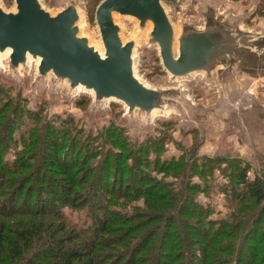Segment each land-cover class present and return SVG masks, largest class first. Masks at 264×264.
<instances>
[{
  "label": "rangeland",
  "instance_id": "1",
  "mask_svg": "<svg viewBox=\"0 0 264 264\" xmlns=\"http://www.w3.org/2000/svg\"><path fill=\"white\" fill-rule=\"evenodd\" d=\"M38 1L42 8L52 15L64 6L75 3L78 13L82 16L77 21L79 35L88 38L90 45L103 52L94 15L102 0ZM0 6L5 11L15 10L14 0H0ZM163 7L174 29L175 50L177 36L183 27L203 29L207 21L217 22L232 30L264 32V0H180L176 8L167 3H163ZM114 23L120 27L122 42L134 40V74L147 87L165 90L166 109L163 112L154 111L146 116L137 111L128 113L124 104L114 100L95 103L92 91L81 87L70 90L65 81H57L51 73H47L43 78L38 77L37 60L29 57L25 65L12 70L7 62L8 53H2L0 107L4 105L2 120L9 125L4 141L7 142L10 138L12 141L4 154L5 159L12 163L14 158L26 160V156H32L24 153L25 151L18 154V150L20 135L34 125L33 120L38 122L44 119L50 124L57 121V131L61 129V121L65 120L72 125V129L69 134H62L66 137L64 142H70L72 147L79 145L76 146L78 149L87 143L85 150L90 148L89 142H96V147L93 146L99 153L92 159H96L99 165L102 161L109 165L108 175L119 178L122 190L125 183H129L131 179L134 181L136 176L138 179L142 177L160 185L163 191L178 188L180 193L182 192L178 198L187 192V187L183 188L185 183L189 187L197 185L198 191L194 192L196 200L202 206L213 208L209 218L214 219L215 223L217 218L224 219L229 215L233 201L253 203L246 195L231 200L229 188L231 185L238 188L239 184L228 177L227 173L229 170L248 166L246 175L249 180L256 175L264 181V59L260 62V68L252 70H245L239 65L222 66L212 68L208 73L194 72L174 78L162 67L158 45L150 41L149 21L143 29H139L138 20L133 16L115 14ZM22 108L24 114L20 112ZM15 109L17 117L11 120L17 121L18 125L12 129V122L7 121V118ZM34 129L33 126L32 131ZM105 135L107 138L103 141L102 136ZM108 135L113 137L114 143ZM81 140L84 144H80ZM54 145L56 146L57 142ZM49 146L51 145L47 146L48 149ZM2 147L3 145L0 148ZM103 152H107V157L103 158ZM218 159H228L231 164H222ZM40 160L35 151L32 159L27 161L26 167L18 168L8 177L22 175L24 178L21 180L27 184L34 183L33 190H37L38 180L33 181L25 176L34 174L33 171ZM180 162H185L186 165L187 173L183 177L177 174V167H167L179 165ZM39 164L42 165V161ZM209 164L212 165L211 168ZM79 166L87 164L85 162ZM198 172L204 173L205 177L201 178ZM147 175H150L149 180ZM132 186L136 187L133 184ZM32 195L31 200L34 197L37 200L38 192ZM137 196V199L122 206L112 203L111 207L124 212L138 208L142 210L145 208L144 197L140 194ZM176 197L177 194L172 204L176 203ZM257 207L258 205L254 209ZM81 208L62 207L61 210L70 223L87 226L93 213L91 209ZM261 220L256 221L255 228L259 227L256 233L262 232L264 228V213ZM195 222L199 224L198 220ZM161 224L158 229L155 228L153 243H159L158 251L159 248H165L167 256H163V260L167 264H183L186 258L184 252L179 251V236L189 233L191 227L187 228L185 222L179 221H174L175 225H170L169 222L166 226ZM169 234L175 240L170 238L169 242L164 244ZM137 241L132 244L135 245ZM179 253L180 257L176 256ZM190 253L191 251L187 252L188 255ZM112 258L113 256L109 260ZM155 262L154 264H157ZM146 263L151 264L150 261ZM227 264H236L234 257Z\"/></svg>",
  "mask_w": 264,
  "mask_h": 264
},
{
  "label": "trees",
  "instance_id": "2",
  "mask_svg": "<svg viewBox=\"0 0 264 264\" xmlns=\"http://www.w3.org/2000/svg\"><path fill=\"white\" fill-rule=\"evenodd\" d=\"M4 110V105H1L0 147H3L0 148V198H3L0 199V264H147L146 261L167 264L163 260V256H167L165 248L162 249L164 251L157 250L159 243H153V233L161 223L163 226L168 222L175 225L174 221L185 222L187 228L191 227L189 233L179 236V251L184 252L186 258L183 264H227L232 257L236 264H264V228L259 233H256L259 227L255 228L256 221L263 219L264 181L256 175L249 180L246 175L248 166L229 170L227 175L239 184L238 188L232 185L229 188L231 200L246 195L253 203L233 201L229 215L224 219L217 218L215 223L209 218L213 208L202 206L196 200L194 192L198 191L197 185L189 187L185 183L183 188L187 187V194L178 198L182 194L178 188L163 191L160 185L136 176L134 181L131 179L125 183L122 190L119 178L108 175L109 165L104 161L99 165L96 159H92L99 153L95 148L96 142H89L90 148L86 150L84 146L87 143L84 144L83 140L80 141L84 144L81 149L76 147L79 145L72 147L70 142H64L66 137L62 134H69L72 129V125L65 120L61 121L58 131L57 121L50 124L44 119L33 120L34 125L21 133L18 150V154L25 151L32 156H26V160L14 158L11 163L4 157L12 143L10 137L8 143L4 141L9 128L8 122L2 120ZM15 112L16 109L9 114L7 121L17 117ZM20 112L24 114L23 108ZM10 122L15 129L17 121ZM109 136L113 141V137ZM106 138V135L102 136L103 141ZM49 144L50 149L47 148ZM34 150L43 166L38 162L34 174H26L25 178L38 180V191L33 190L34 183H24L22 175L8 177L18 168L26 167ZM106 153L103 152V158ZM85 162L87 166H79ZM218 162L231 164L228 159H218ZM185 166V162H180L167 167H177V174L183 177L187 173ZM198 174L201 178L205 177L202 172ZM34 192H38L37 200L35 197L31 200ZM138 194L144 197L145 208L142 210L124 212L111 207L133 201ZM174 194H177V201L172 204ZM62 207L91 209L93 214L89 225L70 223ZM170 238L175 240L169 234L164 244ZM135 239L138 241L134 245L132 242ZM188 251H191L189 255ZM180 253L176 256L180 257ZM111 256L114 259L109 260ZM168 258L172 259L171 256Z\"/></svg>",
  "mask_w": 264,
  "mask_h": 264
},
{
  "label": "water",
  "instance_id": "3",
  "mask_svg": "<svg viewBox=\"0 0 264 264\" xmlns=\"http://www.w3.org/2000/svg\"><path fill=\"white\" fill-rule=\"evenodd\" d=\"M180 0H102L95 10L103 52L79 35L80 16L75 3L50 14L38 0H14L15 10L0 6V54L7 49V62L15 70L38 61L37 76L51 73L65 81L70 90L81 87L92 91L95 103L114 100L124 104L128 113L149 116L163 112L167 103L165 90L147 87L134 74V40L122 42L114 15L138 20L143 29L151 23L150 41L159 47L162 67L178 78L215 67L239 65L243 69L260 68L264 59V32L228 29L207 21L203 29L183 27L177 36L165 13L163 3L176 8Z\"/></svg>",
  "mask_w": 264,
  "mask_h": 264
},
{
  "label": "bare ground",
  "instance_id": "4",
  "mask_svg": "<svg viewBox=\"0 0 264 264\" xmlns=\"http://www.w3.org/2000/svg\"><path fill=\"white\" fill-rule=\"evenodd\" d=\"M79 16H80V14H79ZM80 17H82V16H80ZM100 45V44H99ZM5 53H10V50L9 49H7L6 51H5ZM1 55V54H0ZM30 57V56H29ZM29 57H27V60H28V58Z\"/></svg>",
  "mask_w": 264,
  "mask_h": 264
}]
</instances>
